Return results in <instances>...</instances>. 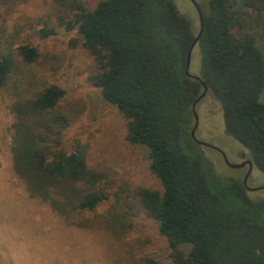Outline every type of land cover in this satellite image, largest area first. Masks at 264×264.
<instances>
[{
  "label": "trees",
  "instance_id": "16d2710c",
  "mask_svg": "<svg viewBox=\"0 0 264 264\" xmlns=\"http://www.w3.org/2000/svg\"><path fill=\"white\" fill-rule=\"evenodd\" d=\"M51 1L57 25L75 31L72 44L79 42L95 61L91 82L127 120L126 140L148 151L162 191L142 187L137 198L167 238L173 263L264 264V198H252L242 176L218 174L191 135L192 104L204 90L185 71L200 31L198 11L195 24L175 0H99L94 7L85 0ZM199 5L204 29L195 46L201 56L195 75L207 84L206 96L221 104L226 133L264 173V55L258 47L264 42V0ZM55 33L49 26L39 31L44 38ZM8 50L0 52V88L41 55L31 43ZM17 94L8 105L11 155L29 196L68 225L102 226L121 238L133 227L130 209L112 207L89 217L109 199L112 179L89 165L86 145L65 146L71 119L59 103L66 90L48 84ZM137 264L158 263L144 257Z\"/></svg>",
  "mask_w": 264,
  "mask_h": 264
},
{
  "label": "rangeland",
  "instance_id": "374dc122",
  "mask_svg": "<svg viewBox=\"0 0 264 264\" xmlns=\"http://www.w3.org/2000/svg\"><path fill=\"white\" fill-rule=\"evenodd\" d=\"M94 7L99 0H85ZM208 4L209 0H197ZM179 10L197 23V9L190 0H175ZM195 23V24H196ZM53 27L54 35L42 37L43 27ZM75 31L57 25L51 0H0V52L20 44L36 46L40 58L22 65L21 72L7 87L0 88V264H137L144 257L158 264H174L168 240L158 223L141 207L137 191L142 187L162 191L160 180L151 172L148 151L126 140L127 120L90 80L95 61L78 42ZM264 55V42L259 46ZM200 52L192 53L191 71H200ZM17 81V84H16ZM56 84L66 90L59 109L70 119L64 130V144L87 146L89 165L112 179L109 199L94 218L109 208L130 209L133 227L121 238L104 227L88 229L68 225L48 204L29 196L14 172L11 155V124L8 105L17 92L29 95L44 85ZM199 125L196 138L223 150L231 163H240L250 151L226 133L219 101L206 96L198 104ZM202 151L218 174L225 178L242 176L249 167H230L222 153L202 145ZM251 154V153H250ZM250 187L264 186V173L253 163L247 181ZM252 198H264V189L249 191Z\"/></svg>",
  "mask_w": 264,
  "mask_h": 264
},
{
  "label": "water",
  "instance_id": "95a60500",
  "mask_svg": "<svg viewBox=\"0 0 264 264\" xmlns=\"http://www.w3.org/2000/svg\"><path fill=\"white\" fill-rule=\"evenodd\" d=\"M194 6L196 7L197 11H198V14H199V18H200V31L198 33V35L195 37L194 41L192 42L191 46H190V49L188 51V54H187V59H186V66H185V71H186V74L188 76H191L193 78H196L197 80L201 81L203 87H204V90L202 92V94L197 98V100L192 104V110H193V114H194V117H195V123H194V126L191 130V135L193 137V139L200 145H205V146H208V147H211L213 149H216L218 151H220L226 161V163L234 168V169H238V168H242V167H245V166H248L249 167V170H248V173L245 175V177L243 178V182L245 184V187L247 188L248 191H258V190H262L264 189V186L262 187H250L247 183L248 179H249V176L252 172V168H253V163L250 159H246L240 163H231L229 160H228V157L226 155V153L221 150L220 148L216 147L215 145H212V144H209L207 142H204L202 140H199L196 138V130L198 128V125H199V115H198V112L196 110V106L197 104L199 103V101H201L203 98L206 97L207 93H208V86L207 84L201 79V77L199 75H195V74H192L190 73V64H191V58H192V53H193V50L195 48V46L197 45L202 33H203V29H204V25H203V12H202V9L198 3L197 0H190Z\"/></svg>",
  "mask_w": 264,
  "mask_h": 264
}]
</instances>
